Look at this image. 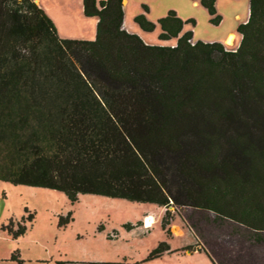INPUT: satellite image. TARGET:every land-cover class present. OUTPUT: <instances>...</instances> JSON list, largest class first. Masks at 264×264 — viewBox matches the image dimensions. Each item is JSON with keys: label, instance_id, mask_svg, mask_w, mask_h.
Instances as JSON below:
<instances>
[{"label": "trees", "instance_id": "1", "mask_svg": "<svg viewBox=\"0 0 264 264\" xmlns=\"http://www.w3.org/2000/svg\"><path fill=\"white\" fill-rule=\"evenodd\" d=\"M197 1L217 23L214 0ZM81 4L96 18L93 39L59 37L33 0H0V180L70 202L91 193L155 203L168 236L177 213L194 237L175 251L264 264V0H248L233 48L192 41L172 9L156 21L171 46L125 31L122 0ZM1 226L12 237L26 230L10 218ZM167 251L160 240L145 259Z\"/></svg>", "mask_w": 264, "mask_h": 264}, {"label": "rangeland", "instance_id": "2", "mask_svg": "<svg viewBox=\"0 0 264 264\" xmlns=\"http://www.w3.org/2000/svg\"><path fill=\"white\" fill-rule=\"evenodd\" d=\"M44 8H52L58 21V33L81 36L95 32L94 17L81 12V0H40ZM122 26L127 31L154 43L173 42L175 39L159 40L157 19L172 9L184 23L181 32L191 31V39L203 42L220 41L227 30H232L235 39L226 41V48H233L239 36L235 28L244 22L248 12V0H214L217 23L196 0H122ZM143 5L147 7L144 11ZM143 14L154 23L150 31H142L133 21L136 14ZM193 20V23L186 20ZM135 33V32H134ZM156 45V44H155ZM163 207L149 202H134L100 194L79 193L77 200L70 202L61 192L52 188L13 184L0 180V264H61L66 261H97L109 264H171L166 257L145 259L160 240L177 246L184 239L193 237L171 232L167 235L160 225ZM33 217L25 220L27 212ZM180 212H185L179 208ZM70 212L71 219L63 226L57 225L58 215ZM146 214L151 221L138 224ZM173 221L179 217L173 213ZM23 222L26 230L12 237L1 225L8 219ZM128 223L130 226H123ZM15 228V225L13 226ZM170 229V228H169ZM264 248V244L261 245ZM255 250V248L253 249ZM15 252L17 259H11Z\"/></svg>", "mask_w": 264, "mask_h": 264}, {"label": "crops", "instance_id": "3", "mask_svg": "<svg viewBox=\"0 0 264 264\" xmlns=\"http://www.w3.org/2000/svg\"><path fill=\"white\" fill-rule=\"evenodd\" d=\"M37 6L41 7L42 11L51 19L52 21V24L54 25L55 29H56V32H57V35L61 38H73V39H84V38H89V39H93L94 37V33H90L89 31L88 32H84V34H82L81 36H77V37H73V36H67V35H64V34H59L58 33V21H57V17H56V14H55V10L52 9V8H48V10H46L47 8H44L41 3L40 0H33ZM193 3H196V1H192ZM94 21L96 22V18H94ZM122 26V24H121ZM123 28V26H122ZM124 29V28H123ZM125 31H127L126 29H124ZM128 32H132V33H137L135 30H130ZM138 34V33H137ZM233 36V40H232V43L235 39V35H234V32L232 30H227L223 36V43L226 44V41L228 42V39H231ZM139 37L143 40L144 43L146 44H156V45H173L175 40L173 42H167V43H154V42H150V41H147L143 38V36L139 35ZM239 41V39H238ZM222 43V42H221ZM238 44V43H237ZM237 44H235L234 46H236ZM163 212V210H162ZM177 214V213H175ZM162 215V214H161ZM178 215V214H177ZM161 217V216H160ZM179 217V215H178ZM145 218V221H147V219H149V221H151L152 217L151 215L149 214H146L144 216ZM173 219V217H172ZM146 222L142 220H140L138 222V224L140 225H144ZM170 232H176L178 234H181L183 235L184 231H186L187 233H189L191 236L192 234L186 229L184 228L182 225H181V218L179 217L178 221H171L170 223ZM193 237V236H192ZM194 238V237H193ZM193 238L191 239H184L183 242L179 243L177 246H171L170 244H168V247H169V251L161 254L160 256L161 257H166V258H169L171 260V264H213L210 259L206 256V254L203 252V251H197L196 249L192 250V251H175L176 249H179L180 247H184L186 245H189L193 242ZM99 261V260H97ZM97 261H89V262H97ZM100 262V261H99ZM103 262V261H101ZM108 263V262H107ZM109 264V263H108Z\"/></svg>", "mask_w": 264, "mask_h": 264}, {"label": "bare ground", "instance_id": "4", "mask_svg": "<svg viewBox=\"0 0 264 264\" xmlns=\"http://www.w3.org/2000/svg\"><path fill=\"white\" fill-rule=\"evenodd\" d=\"M149 221V219H147V221H145L146 222V224H147V222Z\"/></svg>", "mask_w": 264, "mask_h": 264}]
</instances>
